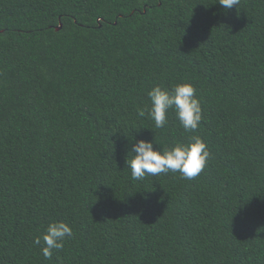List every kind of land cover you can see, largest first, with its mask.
<instances>
[{"label":"trees","instance_id":"1","mask_svg":"<svg viewBox=\"0 0 264 264\" xmlns=\"http://www.w3.org/2000/svg\"><path fill=\"white\" fill-rule=\"evenodd\" d=\"M178 83L195 133L147 116ZM192 135L196 178L132 179L135 142ZM53 220L74 235L46 260ZM0 264H264V0H0Z\"/></svg>","mask_w":264,"mask_h":264},{"label":"clouds","instance_id":"2","mask_svg":"<svg viewBox=\"0 0 264 264\" xmlns=\"http://www.w3.org/2000/svg\"><path fill=\"white\" fill-rule=\"evenodd\" d=\"M224 9L240 6L241 0H218ZM150 107L147 116L156 129H162L168 121V112L173 110L176 119L186 132L195 133L203 119V109L196 89L191 83H178L171 89L157 85L147 93ZM145 115V111H141ZM134 155L127 159L133 180H143L148 175L179 173L181 178L192 180L206 167L210 151L204 140L192 135L187 143L176 142L170 147L155 148L151 140H139L130 150ZM74 235L73 228L64 221H50L41 236L33 243L40 246L43 257L51 259L53 251L64 248L66 240Z\"/></svg>","mask_w":264,"mask_h":264},{"label":"water","instance_id":"3","mask_svg":"<svg viewBox=\"0 0 264 264\" xmlns=\"http://www.w3.org/2000/svg\"><path fill=\"white\" fill-rule=\"evenodd\" d=\"M62 27H63V25L60 23V25L58 26V28H56V31L57 32L61 31Z\"/></svg>","mask_w":264,"mask_h":264}]
</instances>
